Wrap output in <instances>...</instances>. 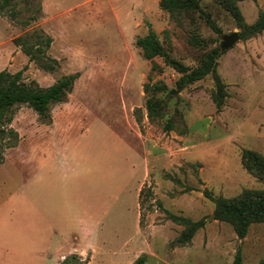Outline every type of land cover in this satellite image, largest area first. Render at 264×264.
<instances>
[{"label": "rangeland", "instance_id": "rangeland-1", "mask_svg": "<svg viewBox=\"0 0 264 264\" xmlns=\"http://www.w3.org/2000/svg\"><path fill=\"white\" fill-rule=\"evenodd\" d=\"M202 1L220 32L195 16L199 44H192L187 27L160 9L159 0H15L14 20L0 14V71L22 70L25 82L34 80L42 87L79 73L67 101L52 106L51 125L40 123L25 105L15 109L10 126L19 139L5 149L0 163V264H50L48 255L74 242L57 231L66 227L81 233L87 226L86 203L97 193L105 199L104 245L98 241L90 264H127L135 255H143L144 264H232L238 245L240 264H256L264 257V223L250 224L239 240L229 223L211 218L215 204L203 195L204 188L224 197L244 188H264V180L248 173L240 161V150H256L264 137V31L221 50L222 36L239 28L229 13ZM39 3L38 18L24 24ZM238 6L249 24L264 10V0H242ZM150 27L170 56L188 69L197 67L211 49H220L217 72L228 93L220 109L211 97V75L177 92L180 73L161 57L154 59L160 70L151 69V61L135 45ZM34 29L53 39L47 50L58 62L53 72L29 61L12 41ZM145 82L166 86L165 92L155 93L166 107L154 120L147 117ZM170 118L174 127L165 131ZM148 162L149 178L143 182ZM39 177L57 184L50 247L37 239V231L47 228L38 223L32 202ZM185 186L192 189L184 191ZM142 200L140 229L148 243L139 229ZM164 208L192 220L204 218L191 243L171 244L182 225L168 219ZM44 246L40 258L37 250Z\"/></svg>", "mask_w": 264, "mask_h": 264}, {"label": "trees", "instance_id": "trees-1", "mask_svg": "<svg viewBox=\"0 0 264 264\" xmlns=\"http://www.w3.org/2000/svg\"><path fill=\"white\" fill-rule=\"evenodd\" d=\"M210 1L229 13L233 18L239 28V39H247L264 31V10L258 13L252 23L248 24L245 22L238 6V2L242 0ZM14 3L15 0H0V14L7 15L14 20L17 16ZM158 5L160 9L169 13L170 18L176 24L187 27L189 40L192 44H199L201 42L194 26L195 16L204 19L206 24L214 32H220L215 20L205 9L206 3L202 0H159ZM34 10L36 13L24 22V24H29L38 18L37 14L41 11L40 3ZM12 41L28 56L29 61L36 63L40 69L48 72L56 70L58 65L56 58H52L47 54V50L50 48L53 39L44 31L34 29L31 33L29 32L14 37ZM135 45L140 49L143 58L151 61L152 70H160L159 65L154 59L161 57L164 59L165 64L181 74L175 85L177 92L188 84L203 79L207 75H211L215 85L211 94L213 103L217 109H220L224 105L228 93L226 84L217 72L218 57L220 56V49L218 47L207 52L197 67L188 69L183 63L170 56L167 47L164 46L156 31L151 27L145 35L136 37ZM78 77V72L64 74L51 85L42 87L34 80L25 82L22 77V70L10 72L7 69H2L0 71V143H3L2 145L0 144V163L4 160L5 149L14 147L19 139L17 131L10 126L15 109L25 105L36 112L40 123L51 124L52 106L67 101L68 95L72 91ZM150 77V74L147 75L148 80ZM143 91L147 95L145 108L148 119L154 120L162 116L166 105L162 104L155 97V93L165 92V84L154 83L150 86L149 82H145ZM175 113L178 112L175 111ZM135 119L139 123V115L135 114ZM173 127L174 121L172 118L163 124L165 131L172 130ZM185 132L186 128L180 130V133ZM240 161L248 173L259 180H264V155L262 153L251 148H242L240 150ZM163 176L175 183H180L178 178L169 173H164ZM191 189L189 186H185L184 191H190ZM150 193L147 189L145 196L149 197L151 195ZM203 195L215 204V219L229 223L238 239L245 237L250 224L258 222L264 223V188H244L232 197L214 196L209 189L204 188ZM139 208V226H141L145 219L144 213L142 212L143 200L139 201ZM146 208L149 210L151 205H146ZM163 210L168 219L182 225V229L178 235L171 241L173 245L183 246L191 243L196 231L205 223L204 218L192 220L185 216L174 214L168 209L164 208ZM144 261L145 257L140 255L133 264H144ZM86 263L87 261L82 260L77 254H70L65 256L59 264ZM240 263L241 248L238 245L232 264ZM256 264H264V257Z\"/></svg>", "mask_w": 264, "mask_h": 264}, {"label": "crops", "instance_id": "crops-1", "mask_svg": "<svg viewBox=\"0 0 264 264\" xmlns=\"http://www.w3.org/2000/svg\"><path fill=\"white\" fill-rule=\"evenodd\" d=\"M255 149L264 153V137L262 139L261 145L255 147ZM148 178H149V162L146 164L145 175L142 181L145 182ZM38 180L41 181L39 182V184H35V187L32 190L33 193L32 202L34 203V212L38 214V216H36L38 223L43 224V226H46L47 228L45 232L42 231L41 228L37 231V239L38 242H44V244H48V247H50L51 231L54 232L56 231V229L54 228V223L50 218L54 211L55 201L53 195L57 192V190L55 189V186L57 184L53 180H42L40 177L38 178ZM62 183L65 184V182ZM156 183H158V185L160 184L159 181H157ZM41 192H43V194L40 195ZM90 200H91L90 205L86 203V208H85L86 215L83 214V220L87 226L84 228V230L81 233H78L75 230L74 232L69 231L66 229V227H61L57 231L61 236H65L68 238L71 237L74 242L70 243V245L68 246H61L58 251V254L48 255V258L51 260L50 264H58V262L61 261L65 256L72 253L79 255L83 259H85V257H88L87 264H90L89 260L91 254H93L96 250H98V241L102 246L104 245V238L100 233L101 225L104 223V219L106 217L104 195L100 193L93 194ZM109 204L107 206V214L108 211L111 209V206H109ZM118 214H119V210H118ZM51 225L53 229H51ZM140 234L143 240L146 243H148V241L146 240L145 232H143L141 229H140ZM54 235L56 234L54 233ZM44 248L45 246L37 250V253L39 254L40 258L44 256V252H43ZM124 250L125 248H123V251ZM119 253H121L120 249H119ZM124 254L126 253L124 252ZM135 256H132L130 259H128L126 263L130 264L132 261H134L136 259Z\"/></svg>", "mask_w": 264, "mask_h": 264}, {"label": "water", "instance_id": "water-1", "mask_svg": "<svg viewBox=\"0 0 264 264\" xmlns=\"http://www.w3.org/2000/svg\"><path fill=\"white\" fill-rule=\"evenodd\" d=\"M238 40H239V35H238V32H236V31H234L230 34H225L222 36L220 49L221 50H227V49L233 47V45ZM172 92H174V90H172ZM211 218H214V215H212Z\"/></svg>", "mask_w": 264, "mask_h": 264}]
</instances>
